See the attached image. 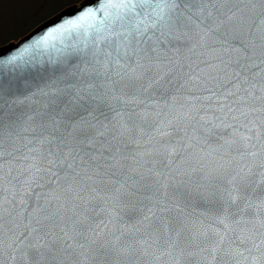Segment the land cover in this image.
I'll return each mask as SVG.
<instances>
[{"label":"snow or ice","instance_id":"obj_1","mask_svg":"<svg viewBox=\"0 0 264 264\" xmlns=\"http://www.w3.org/2000/svg\"><path fill=\"white\" fill-rule=\"evenodd\" d=\"M0 264H264V0H86L0 48Z\"/></svg>","mask_w":264,"mask_h":264},{"label":"water","instance_id":"obj_2","mask_svg":"<svg viewBox=\"0 0 264 264\" xmlns=\"http://www.w3.org/2000/svg\"><path fill=\"white\" fill-rule=\"evenodd\" d=\"M85 2H86V0H79L77 2L68 4V5L58 9L57 11H55V12L49 14L48 16L44 17L43 19L39 20L36 24H34L31 28H29L25 32H23L17 38L2 42L0 44V48L5 47V46L11 48L12 45L18 44L21 40L25 39L26 37H28L31 33L35 32L36 30L40 29L45 24L53 22L62 13H66L67 12V13H70V14H74L77 11V9L82 4H84Z\"/></svg>","mask_w":264,"mask_h":264},{"label":"rangeland","instance_id":"obj_3","mask_svg":"<svg viewBox=\"0 0 264 264\" xmlns=\"http://www.w3.org/2000/svg\"><path fill=\"white\" fill-rule=\"evenodd\" d=\"M72 1H75V0H53V2L51 4H49V6L44 8L43 10L34 9L33 14L30 16L28 22L26 24H24L22 27H19L15 31L6 35L3 39H0V44L4 41L17 38L23 32H25L26 30L31 28L34 24H36L39 20H41L44 17L48 16L49 14L57 11L58 9L62 8L63 6L68 5V3H71Z\"/></svg>","mask_w":264,"mask_h":264},{"label":"trees","instance_id":"obj_4","mask_svg":"<svg viewBox=\"0 0 264 264\" xmlns=\"http://www.w3.org/2000/svg\"><path fill=\"white\" fill-rule=\"evenodd\" d=\"M78 0H75V1H72L71 3H74V2H77ZM71 3H68V4H71ZM66 6V5H65ZM64 7V6H63Z\"/></svg>","mask_w":264,"mask_h":264}]
</instances>
